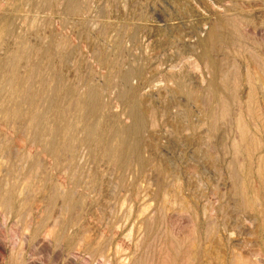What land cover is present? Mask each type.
I'll list each match as a JSON object with an SVG mask.
<instances>
[{
  "label": "rangeland",
  "instance_id": "obj_1",
  "mask_svg": "<svg viewBox=\"0 0 264 264\" xmlns=\"http://www.w3.org/2000/svg\"><path fill=\"white\" fill-rule=\"evenodd\" d=\"M0 264H264V0H0Z\"/></svg>",
  "mask_w": 264,
  "mask_h": 264
},
{
  "label": "bare ground",
  "instance_id": "obj_2",
  "mask_svg": "<svg viewBox=\"0 0 264 264\" xmlns=\"http://www.w3.org/2000/svg\"><path fill=\"white\" fill-rule=\"evenodd\" d=\"M88 136V135H87Z\"/></svg>",
  "mask_w": 264,
  "mask_h": 264
}]
</instances>
